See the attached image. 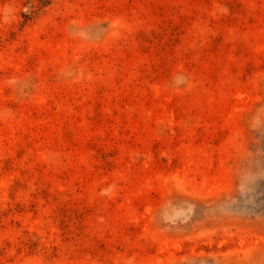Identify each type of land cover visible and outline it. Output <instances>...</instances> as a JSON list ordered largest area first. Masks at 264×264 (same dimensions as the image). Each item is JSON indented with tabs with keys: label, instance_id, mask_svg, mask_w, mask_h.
Wrapping results in <instances>:
<instances>
[{
	"label": "rangeland",
	"instance_id": "1",
	"mask_svg": "<svg viewBox=\"0 0 264 264\" xmlns=\"http://www.w3.org/2000/svg\"><path fill=\"white\" fill-rule=\"evenodd\" d=\"M0 264H264V0H0Z\"/></svg>",
	"mask_w": 264,
	"mask_h": 264
}]
</instances>
